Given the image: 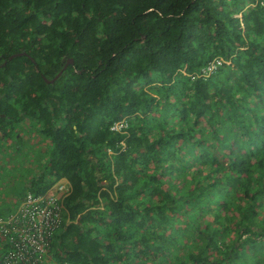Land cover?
<instances>
[{
	"label": "trees",
	"instance_id": "1",
	"mask_svg": "<svg viewBox=\"0 0 264 264\" xmlns=\"http://www.w3.org/2000/svg\"><path fill=\"white\" fill-rule=\"evenodd\" d=\"M2 62L55 261L264 264V0H0Z\"/></svg>",
	"mask_w": 264,
	"mask_h": 264
},
{
	"label": "built area",
	"instance_id": "2",
	"mask_svg": "<svg viewBox=\"0 0 264 264\" xmlns=\"http://www.w3.org/2000/svg\"><path fill=\"white\" fill-rule=\"evenodd\" d=\"M120 126L118 121L113 128ZM69 191L67 180L60 178L43 193H26L0 215V264H68L53 259L50 245L61 225L62 203Z\"/></svg>",
	"mask_w": 264,
	"mask_h": 264
},
{
	"label": "rangeland",
	"instance_id": "3",
	"mask_svg": "<svg viewBox=\"0 0 264 264\" xmlns=\"http://www.w3.org/2000/svg\"><path fill=\"white\" fill-rule=\"evenodd\" d=\"M25 155L27 154L24 152ZM7 158L10 159L6 160L0 157V171L2 172L0 177V213L8 211L14 206L22 194L24 190L23 184L34 170L33 165L35 164L32 160L28 161V159L25 161L22 159L20 163L17 160L18 157L13 155ZM1 163L5 165H1Z\"/></svg>",
	"mask_w": 264,
	"mask_h": 264
},
{
	"label": "flooded vegetation",
	"instance_id": "4",
	"mask_svg": "<svg viewBox=\"0 0 264 264\" xmlns=\"http://www.w3.org/2000/svg\"><path fill=\"white\" fill-rule=\"evenodd\" d=\"M1 115V114H0ZM8 141V140H7ZM9 143H12V142H5V144L0 147V157H3V159H6V160H9L10 158H7L8 156H15V157H18V162L21 163L22 159H24V152H26L25 149L22 148V146L18 149V148H14V147H9ZM21 152V153H20ZM20 153V154H19ZM17 156H16V155ZM21 155V156H20ZM20 156V157H19ZM26 156V155H25ZM1 165H5V164H2ZM1 168V167H0ZM2 172L0 171V177H1V174Z\"/></svg>",
	"mask_w": 264,
	"mask_h": 264
},
{
	"label": "water",
	"instance_id": "5",
	"mask_svg": "<svg viewBox=\"0 0 264 264\" xmlns=\"http://www.w3.org/2000/svg\"><path fill=\"white\" fill-rule=\"evenodd\" d=\"M21 54H24V52L11 54V55H9V56L7 57V59L9 60V59H11L12 57H14V56H18V55H21ZM68 62L71 63V62H72L71 59H69ZM4 63H5V62H2L0 66L4 65ZM62 68H65V65H64ZM60 72H61V70L58 71V73H57L52 79H50V80H48V81H49V82H52L54 79L57 78V76L60 74ZM46 81H47V80H46Z\"/></svg>",
	"mask_w": 264,
	"mask_h": 264
}]
</instances>
